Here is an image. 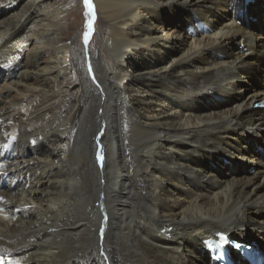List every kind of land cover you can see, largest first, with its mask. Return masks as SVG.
Masks as SVG:
<instances>
[{"label":"bare ground","instance_id":"obj_1","mask_svg":"<svg viewBox=\"0 0 264 264\" xmlns=\"http://www.w3.org/2000/svg\"><path fill=\"white\" fill-rule=\"evenodd\" d=\"M56 1L0 0V264H218L204 241H264V0H91L80 48Z\"/></svg>","mask_w":264,"mask_h":264},{"label":"rangeland","instance_id":"obj_2","mask_svg":"<svg viewBox=\"0 0 264 264\" xmlns=\"http://www.w3.org/2000/svg\"><path fill=\"white\" fill-rule=\"evenodd\" d=\"M250 1H252V0H248L247 3L250 2ZM240 2L243 3V0H241ZM53 7L56 8V9H61V10L64 9L63 10V13H64L63 15H65V18L67 17L68 19L67 20L64 19L63 22L65 24H67V25H70V27H71V24L75 25L74 27H76V30L75 29L73 31L71 29L68 30L69 32H71V35H69L70 39L77 37V39H76L77 46L79 48L81 47V45L84 47L85 46V42H84L85 41V38H84L85 37V33L89 30L88 27H87L88 12H87V7H86V4H85V0H57ZM95 13H96V11L94 12L95 16H93L92 31H91V34H90V37H89V39L90 38L93 39V43H95V41H96V37H97L98 31L103 28L102 20H100L98 15H97V13L96 14ZM81 16H83L82 17L83 18L82 21H81V18H80ZM0 19H2V17ZM247 19H248V21L250 23H252V21H250L249 18H247ZM0 21H2V20H0ZM241 22L242 21L239 20L238 23L241 24ZM84 28H85V30H84ZM251 28L258 29L259 32H262L264 30V27H262V26H257L256 27L255 21L253 22ZM80 29H81L82 33L80 32ZM167 32L170 35H173L175 32H177V34L181 35V37L184 38L186 36V34L184 32V22H183L182 25L179 26L177 31L174 30V27L171 24H168V28H166L165 31H163L162 34H166ZM188 41L189 40H187V42ZM39 55H40L41 58H44L45 57L44 56V50H41L39 52ZM262 58H263V54L260 55V59H262ZM262 71H263V69H262ZM8 74H9V71H7V70L3 71L2 70L1 78H0V90L3 89L2 86H4V85H2V84H5L7 82V75ZM260 80H261L260 78L252 80V82L247 85L248 88L246 87V92L252 90V88H254V85L256 83L257 84L255 85V88H256V90H258L257 86L260 85L261 82H262ZM212 101L214 102L213 104H211L212 109H214V110L216 109L217 110L218 109L217 108L218 101H215V100H212ZM254 111H256V110H254ZM259 112H261V111H259ZM253 147H254L256 152H261L264 155V144L261 145V146H258V148H257L256 145H254ZM95 152H97L96 148H95ZM229 165L230 164L223 159L222 161L218 162V165H216L215 167L211 168L212 172L215 175L217 180H220V181H222L224 183H227V182H229L231 180V178H233V175L228 170L229 169ZM199 168H202V167H199ZM244 168H246V169H244L245 173H250V168H248L247 166H244ZM31 177L32 176L25 177V178H27L25 180H30ZM7 183H8L7 180H5L4 184L8 186ZM263 243H264V241H261L259 239L257 240V244H259L260 246H262Z\"/></svg>","mask_w":264,"mask_h":264},{"label":"snow or ice","instance_id":"obj_3","mask_svg":"<svg viewBox=\"0 0 264 264\" xmlns=\"http://www.w3.org/2000/svg\"><path fill=\"white\" fill-rule=\"evenodd\" d=\"M85 4L86 6L89 8V13L91 14L92 13V4H91V0H85ZM88 28H89V31L85 33V42L87 43L88 39H89V34L90 32L92 31V21H88ZM98 159H101L102 160V157H99L98 155ZM223 243H227V239L224 238V237H221ZM205 244H211L212 242L210 241H204ZM218 246H222V245H218Z\"/></svg>","mask_w":264,"mask_h":264}]
</instances>
